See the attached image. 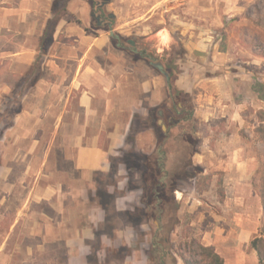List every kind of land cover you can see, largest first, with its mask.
<instances>
[{"label": "crops", "instance_id": "obj_1", "mask_svg": "<svg viewBox=\"0 0 264 264\" xmlns=\"http://www.w3.org/2000/svg\"><path fill=\"white\" fill-rule=\"evenodd\" d=\"M241 1L112 0L108 5L116 40L117 29L128 35L153 25L160 46L171 44L178 32L185 35L186 60L177 84L191 93L194 116L211 132L222 130L223 123L241 129L249 111L264 109V96L256 88L264 80L258 73L264 57L253 53L240 60L236 46L211 40L225 17L242 16L246 6ZM53 2L0 0V264H103L107 246L120 243L131 250L121 264H138L131 223L100 232L108 221L100 181L116 172L114 164L128 173L124 151L143 150L135 115L144 99L149 106L166 100L167 79L150 72L138 75L135 65L129 66L132 56L108 46L110 31H90L94 13L89 0L69 1L44 50ZM136 5L144 13L130 11ZM224 145L231 146L221 133L215 140L202 138L194 161L203 176L212 175L211 185L177 197L184 198V211L205 220L202 241L214 245L226 264H262L256 250H243L258 231L249 211L255 189L242 183L253 173L240 151L222 154ZM235 170L241 181L231 188L232 198L220 178L235 179ZM230 241L240 249L234 262L220 249ZM118 258L110 264H118Z\"/></svg>", "mask_w": 264, "mask_h": 264}, {"label": "rangeland", "instance_id": "obj_2", "mask_svg": "<svg viewBox=\"0 0 264 264\" xmlns=\"http://www.w3.org/2000/svg\"><path fill=\"white\" fill-rule=\"evenodd\" d=\"M102 1V0H96ZM112 0L108 3L103 5L101 8L95 9L96 12L103 13V17L106 21L112 22V29L115 30L117 25L115 21L111 19L110 13L113 12V9H109L108 5H110ZM242 4H245L246 8L242 16L227 18L223 19L222 26L217 30V32L213 35L211 39L212 42H221L222 46H236L237 50L234 52L235 57L244 60L248 59V55L254 53L255 46H262L261 42H264V0H246L241 1ZM133 7V6H132ZM93 8V6H92ZM132 12H143L144 7L142 5H136L130 10ZM94 12V8H93ZM93 14L91 18V28L90 31L92 33L97 34L95 30L99 29H106L108 32L111 29V24L106 26L105 24L99 26L97 18ZM144 13V12H143ZM81 23L80 20H77ZM94 29V30H93ZM119 30V31H118ZM157 26L153 25L147 29V32L143 29H135V31L131 32L130 34L122 35V31L117 29L118 35L120 36L118 40H116V36L113 35L111 44L108 46L112 47L113 52L118 51L121 55L122 52H125L126 55L132 56L133 62L129 63V66L132 67L133 64L135 65V69L138 75L147 76V72H150V75H159L163 80H166L165 74L161 72L157 67H155L152 62H161L167 65L171 64L172 61L180 62L177 63L182 65L183 62L186 60V40L185 35L180 34L179 32L174 34V39L172 43L168 46H160L158 43V35L156 33ZM262 34V35H261ZM60 38L63 37L60 36ZM132 41L134 44H132ZM120 43V47L118 50L115 49L116 44ZM241 50V51H240ZM238 52V54H237ZM255 54V53H254ZM261 76L264 74V66L260 69ZM166 78V79H165ZM167 88H168V80H167ZM256 88L259 92L264 96V80L262 83L257 84ZM169 96L166 98L165 101L161 102L159 105L149 106L148 100L144 99L143 106L138 113H136L135 119L137 124L140 123L138 128H141L142 141H141V148L140 150L142 153L150 152L153 148V145L156 146L158 139L161 137V131L167 132L168 126L167 123L164 121L162 116L157 115V109L162 107V105L166 104ZM154 112V113H152ZM151 113V114H150ZM152 115V116H151ZM170 117V112H167V120ZM162 118L164 124L167 127V130L164 131L162 126L159 124V119ZM260 119L259 122L256 121ZM264 119V109L259 110L258 113L255 112L253 108L252 112L249 111L247 120L248 124L245 127L239 129L232 127L228 129L226 124H222V130H218L215 132H211L207 129V123L198 119L199 123V131L197 135L202 139L203 137L209 136L213 140L218 138L220 133L222 138L229 141L230 145H224L221 147L222 154H228L236 151H240V156L244 158L245 167L251 171L252 178L251 179H243L242 183L244 187H252L255 189L254 199L252 196H249V211L252 215L255 224L258 226V231L255 232L250 242L243 247V250H247L250 252L251 250H255L252 247V240L254 237L260 235V229L263 222V207L262 201H259V191H260V181L262 177V166L264 163V140H262L260 134L257 131V127L260 126L261 120ZM230 125V124H229ZM138 128L136 130H138ZM139 131V130H138ZM213 134V136H211ZM136 135V133H135ZM131 138L134 135H130ZM202 148V147H201ZM146 151V152H145ZM152 153V152H150ZM122 154V153H121ZM123 158V156H122ZM121 160V159H120ZM194 160V157H193ZM195 162V161H194ZM116 166V172L113 173L111 176H103L100 181V197L102 200L103 205L108 210V221L107 223L100 229L101 233H111L114 227L124 228V226L130 221H128V217L125 214V211L128 209L133 208L135 202H137L141 196V187L143 186L142 174L141 171L137 170H129L127 169L128 173H125V168L120 164H114ZM117 167H119L117 169ZM127 168V167H126ZM122 171V174L121 172ZM233 172L235 179H223L220 178L222 182H224L225 186L229 188V196L234 198V188L237 186L238 181H241L239 177V173L237 170ZM128 177L125 181L124 177ZM219 180V181H220ZM195 187L194 180L189 179L182 183V186L179 190L176 191V197L181 196L182 192L185 197H188V193L190 190ZM111 189L113 194L110 195L108 190ZM257 190V191H256ZM198 191V189H197ZM215 194V193H214ZM113 196V197H111ZM211 200L213 195H210ZM226 197V195H225ZM181 204V217L179 212V218L184 224L190 223L193 226L194 233L196 236L202 237V228L205 227L203 223L204 221H197L198 217L194 214L192 215L188 208L184 211V206L186 205L184 202V198L177 197ZM210 199H207L209 203H211ZM231 215L233 214V210L235 209V204L231 203ZM122 208V209H117ZM194 219V220H193ZM193 223L195 224H192ZM206 224V223H205ZM126 231V230H125ZM150 232V228L147 224L143 227L138 226L135 228V242L133 244L135 251L134 255L136 257L137 263L142 264H149L147 260V253L145 252L146 246L150 241V235L147 234ZM124 237L125 233L120 232L119 236ZM122 237H119L118 242ZM175 240L178 237L175 235ZM103 246L102 244H97L96 246ZM106 257L104 258L103 264H110V262L115 260L118 255V264H121L122 259L126 256L128 252L131 250L128 249L126 246H122L121 243L118 247L107 246ZM222 249L223 254H226L230 260L234 262V258L237 256L240 249L237 248L236 242H227L222 243L220 246ZM112 250V253L109 252ZM242 250V251H243ZM232 262V263H233ZM179 264H183V261L179 259Z\"/></svg>", "mask_w": 264, "mask_h": 264}, {"label": "trees", "instance_id": "obj_3", "mask_svg": "<svg viewBox=\"0 0 264 264\" xmlns=\"http://www.w3.org/2000/svg\"><path fill=\"white\" fill-rule=\"evenodd\" d=\"M69 1L54 0L52 17L48 21L42 40L44 50L52 44L55 27L67 13ZM89 1L95 13L97 7L101 8L102 3H108L110 0ZM261 45L255 46L253 51L256 55L264 57V42H261ZM177 63L179 62L172 61L169 65L163 63L169 74V98L166 104L156 111L167 123V132L161 131V137L152 153H142L135 148L124 151L122 159L128 171H141L143 180L139 200L133 208L126 210L125 214L135 228L144 223L150 228L147 234L151 238L145 249L149 264H179V259L183 264H226L225 258L214 245L203 243L202 237L195 235L193 226L190 223L184 224L179 218L181 204L176 197V191L182 183L193 179L195 188L202 191L210 187L212 175L203 176V168L193 160L194 155L200 151L202 139L197 135L199 123L194 116L193 97L177 84L181 72V65ZM168 111L170 117L167 120ZM257 131L264 140V119L261 120ZM2 133L0 131V136ZM129 138L132 139L130 136ZM259 194L263 207V222L260 235L252 240V247L258 252L260 263L264 264V163ZM175 235L177 240L174 239Z\"/></svg>", "mask_w": 264, "mask_h": 264}, {"label": "water", "instance_id": "obj_4", "mask_svg": "<svg viewBox=\"0 0 264 264\" xmlns=\"http://www.w3.org/2000/svg\"><path fill=\"white\" fill-rule=\"evenodd\" d=\"M112 15H113V14H112ZM110 33H111V35H114V31H113V29H112V25H111ZM132 44H134L133 41H132ZM152 64H153L155 67H157L161 72H163V73L165 74L167 80H169V74L166 72L163 63H161V62H152ZM160 113L162 114V111H160ZM159 124L162 126V128H163L164 131L167 130V127H166V125L164 124L162 118L159 119Z\"/></svg>", "mask_w": 264, "mask_h": 264}, {"label": "flooded vegetation", "instance_id": "obj_5", "mask_svg": "<svg viewBox=\"0 0 264 264\" xmlns=\"http://www.w3.org/2000/svg\"><path fill=\"white\" fill-rule=\"evenodd\" d=\"M103 4L104 3H102V6H103ZM98 8V7H97ZM96 8V9H97ZM95 16H96V18H97V20H98V22L100 23V24H105L106 26L108 25H110L111 24V22H109V21H106L105 19H104V17H103V13H101V12H96L95 13Z\"/></svg>", "mask_w": 264, "mask_h": 264}]
</instances>
